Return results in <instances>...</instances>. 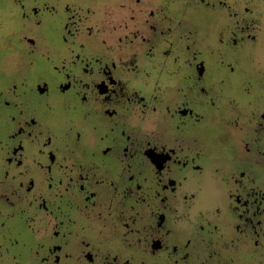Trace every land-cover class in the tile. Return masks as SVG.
<instances>
[{
	"label": "flooded vegetation",
	"instance_id": "obj_1",
	"mask_svg": "<svg viewBox=\"0 0 264 264\" xmlns=\"http://www.w3.org/2000/svg\"><path fill=\"white\" fill-rule=\"evenodd\" d=\"M0 264H264V0H0Z\"/></svg>",
	"mask_w": 264,
	"mask_h": 264
},
{
	"label": "rangeland",
	"instance_id": "obj_2",
	"mask_svg": "<svg viewBox=\"0 0 264 264\" xmlns=\"http://www.w3.org/2000/svg\"><path fill=\"white\" fill-rule=\"evenodd\" d=\"M20 60V52L11 48L7 43L0 42V85L3 84L7 78V74L10 73L14 66Z\"/></svg>",
	"mask_w": 264,
	"mask_h": 264
}]
</instances>
